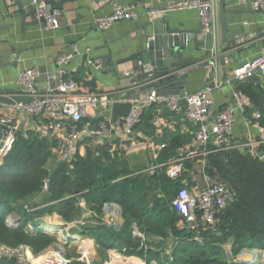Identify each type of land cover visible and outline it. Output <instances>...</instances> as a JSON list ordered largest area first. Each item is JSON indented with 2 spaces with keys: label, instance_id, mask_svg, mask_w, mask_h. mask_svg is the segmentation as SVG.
Here are the masks:
<instances>
[{
  "label": "crops",
  "instance_id": "0c3cea01",
  "mask_svg": "<svg viewBox=\"0 0 264 264\" xmlns=\"http://www.w3.org/2000/svg\"><path fill=\"white\" fill-rule=\"evenodd\" d=\"M2 1L4 0H0L1 5H3ZM6 1L9 2V0ZM22 1L26 6V0ZM113 1L122 5H133L137 15L132 19L118 20L105 30L97 29L94 24V18L110 13ZM171 1L173 0H67L63 4L60 24L56 28H47L43 22H38L34 25H25L22 29L19 20L16 19L14 25L8 31L3 27L5 21H0V52H2L0 64H6L0 67V90L7 89L12 93L16 92L20 88L16 82V77L21 70L32 67L40 71L55 70L56 56L62 51L71 50L74 45L77 48V53L65 65L67 76L77 82L79 91L113 92L115 99H119V101H116L112 108H105V106L104 115L111 120H121L127 113L129 104L120 100L140 93L139 88L142 86L140 81L144 78V75L138 74L137 64L134 61H119L135 51L134 47L121 51L128 43L129 36H134L137 32H141L142 25L154 19L167 18L172 26L181 22L185 28L194 29L200 24L196 9L161 11L165 4ZM221 4L224 5L232 30L235 23L238 24L240 29L245 24H248L251 29H256L253 27L254 21H259L260 26H264V12H253L250 0L245 3H241L238 0H217L218 19ZM244 18H251V21L245 22ZM26 20L30 19L27 18ZM147 32H151V24L147 26ZM191 45L192 42H190ZM10 49L18 52V57L15 54H12V57L5 55V52ZM263 51L264 34L259 37L253 34L247 36L246 41L238 47L232 59H226L224 65L219 63L218 75L214 72V77L220 80L221 86L212 88L210 92L211 103L207 118L209 121L213 120L215 115L227 104L235 102L236 98L234 95L239 92L237 89L239 84H259L261 86L262 92L258 105L253 103L246 93L239 92L243 106L235 110V123L228 137L229 142L234 144L247 143L248 146L244 149L247 151L257 147L255 142L258 139V129L261 126L257 118L260 114L264 117V78L257 75L246 81L235 82L232 76L236 66L250 60ZM188 53L197 55L200 51L197 52L190 48ZM89 61L91 62L89 63ZM13 63L16 64L13 65ZM135 73L138 75L137 78L131 75ZM187 79V84L184 87L186 92L203 88L209 83V70L204 68L197 69ZM6 109L5 104H0V113ZM35 127L36 124L29 121L20 133L23 134L30 131L33 134H37L38 137L48 138L45 135H39L40 131H37ZM195 128L196 125L186 119L182 108L177 111H170L164 104L149 105L144 111L139 125L135 128L131 140L121 141V133L115 135V155H117L119 160L125 161L129 172L136 173L135 170L133 172L135 163L147 160L154 165L167 162L174 156L188 151H197L198 154L196 156L185 162V169L181 176L175 180V183L177 187L186 185L191 190H198L205 186L204 167L206 165V156L209 153L204 154V151L210 149L212 144L209 143L205 147L199 145L194 137ZM24 136L28 137L27 135ZM163 142L166 143L165 149L158 151V144ZM132 143H140V145L127 152V148ZM49 163L47 161L46 166ZM41 204H48V202L42 201ZM53 214L56 217L53 224L59 225V228L55 231L57 243L53 247L58 246V248H52L53 254H50L49 259L57 255L68 260L66 264H69L74 259L85 261L87 264H131L130 261L126 262V256L132 255L125 254L124 249L115 248L101 252L95 239L89 235L78 239L81 244L84 243L85 246L90 247L87 251L77 245L79 243L69 244V236L74 232L72 230L74 228L78 229V225L82 221H79L78 218L65 225L59 214L54 212ZM47 224L46 226H49ZM46 226L44 225L45 228H48ZM69 229L70 231H68ZM137 229L133 227V235L137 236L139 234L138 237L142 236L144 240V233L141 235L139 231L137 234L135 232ZM169 233L176 243L178 236L173 235L171 232ZM157 238L159 239L154 242H159L163 239L162 236ZM164 240L166 245L167 239ZM69 245L72 246L70 252L67 254L63 253L64 250L62 251V249ZM171 248V244L166 245L164 253ZM227 250H230L229 243ZM254 250L259 251L261 249L256 248ZM45 251L48 252V250ZM261 251L264 252V250ZM134 256L136 258L131 257L133 260H142L145 263L141 257ZM248 258L251 259V255H248L245 260ZM254 259L255 261L263 262L264 255L258 254V258ZM58 262L57 260L56 263ZM34 264H36L35 261ZM141 264L143 263L141 262Z\"/></svg>",
  "mask_w": 264,
  "mask_h": 264
},
{
  "label": "trees",
  "instance_id": "16d2710c",
  "mask_svg": "<svg viewBox=\"0 0 264 264\" xmlns=\"http://www.w3.org/2000/svg\"><path fill=\"white\" fill-rule=\"evenodd\" d=\"M237 89L258 105L262 92L259 84L242 83ZM257 120L264 127L262 114ZM49 144L48 138L38 137L30 131L19 132L1 165L0 242L10 246L27 244L37 254L56 242L55 231L59 228L58 224L46 226L42 220L44 217H40L56 211L67 225L82 216L83 207L77 205L78 198L82 197L90 211L98 212L105 202L120 206L125 218L121 225L115 227L91 215L85 223L78 225L79 231L74 232L92 236L101 252L124 249L125 254L132 255L126 256V262L128 258H136L134 255L141 257L146 264L152 259L162 262L165 258L161 254L165 250L166 238L161 235L163 239L159 242L142 240L133 235L132 226L136 224L145 235L161 229L165 234L168 230L178 236L171 248V264H258L257 261L244 263L231 260V256L245 247L264 249V159L258 155H252L247 150L230 149L212 151L206 156V173L226 182L231 188L232 198L218 215L216 230L204 232V240L199 243L186 239L189 234H183L176 228V214L170 208V201L177 184L167 177L164 170L156 169L150 175L129 172L125 161L119 160L115 151L110 152L109 143H104L88 146L85 154L78 156L71 165L56 164L48 172ZM46 175L50 180L49 191L42 192V179ZM169 184L170 199L167 204L162 205L157 196H152L154 194H150L149 199L148 189L151 186L168 188ZM41 195L40 202L48 204L37 207L39 202H35L31 206L27 204L28 208L24 207L23 202L28 196L35 199ZM149 203L152 206L148 207ZM14 211L17 216L8 224L6 215ZM144 223L156 227L149 229L151 226L146 225L142 228ZM225 243L230 244V256L225 252ZM9 264H13L12 261ZM69 264L87 263L74 259Z\"/></svg>",
  "mask_w": 264,
  "mask_h": 264
},
{
  "label": "built area",
  "instance_id": "2783aa9c",
  "mask_svg": "<svg viewBox=\"0 0 264 264\" xmlns=\"http://www.w3.org/2000/svg\"><path fill=\"white\" fill-rule=\"evenodd\" d=\"M30 1L35 7V16L43 18V24L47 28L59 26L61 16L59 9H51L43 0ZM238 1L245 3L248 0ZM250 3L253 9L264 12V0H250ZM216 5L217 0H173L165 4L161 11L196 9L203 31L213 33L218 25ZM136 15L137 12L133 5H122L113 1L111 12L96 16L94 24L97 29L105 30L118 20L132 19ZM75 53H77V48L74 45L71 50L60 52L55 58L56 68L53 71H40L32 67L18 72L16 82L20 88L8 96L28 97L30 100L5 104L7 109L0 113V167L13 148L17 134L29 121L36 124L35 129L40 131L39 135L47 136L50 141L48 159L50 163L46 166V170L50 172L52 166L56 164L71 165L78 156L85 154L88 146L94 147L109 143L112 153L115 151V135L121 133V141L131 140L144 111L152 104H164L170 111L182 108L186 119L196 125L194 137L198 144L204 147L209 143L212 144V147L205 150L204 154L219 150H244L248 146L247 143H231L228 139L235 123V110L243 106L239 92L234 95L236 98L234 103L227 104L213 120L209 121L207 118L211 103V88L208 85L192 92L170 95H161L157 89L153 88L120 100L127 102L129 109L121 120L115 121L104 115L105 108H112L115 102L119 101L115 99L113 92L79 91L77 82L67 76L65 65ZM212 67L216 68L214 61H212ZM150 70L151 67L146 65L145 71ZM257 75L264 78V51L236 66L232 79L240 82ZM212 81L214 87L221 86L220 80L214 75ZM255 143L257 147L249 150V153L256 156L262 151V155L258 156L264 159V127L262 126L258 129V139ZM138 145L140 143H132L127 148V152L132 151ZM165 147L166 143L163 142L158 144L157 149L160 151ZM197 154L198 152L193 150L174 156L167 162L152 165L150 172L162 169L169 179L175 181L183 173L185 162ZM204 180L205 186L198 190L179 185L170 201V208L176 214L177 230L183 234L188 233L192 237L191 240L199 243L204 240V232L216 230L218 215L232 198L230 186L217 176H212L205 171ZM49 186V175H46L42 179L41 191L48 192ZM77 205L85 206L82 197L78 198ZM108 205L112 207L109 208ZM24 207L28 208V205L25 204ZM101 210L104 216L103 222L115 227L123 223L122 210L116 203L105 202ZM12 220L6 217L7 222ZM140 238L143 240L142 236ZM246 251L247 248L242 249L235 256H231V260H244L250 255ZM50 254L53 253L48 254L45 251L37 257L27 244L10 246L0 242V264L4 262L9 264L11 261L13 264H34V261L36 264H66L68 261L57 255L49 259ZM254 258H258V254H251V260ZM57 260L58 263H56ZM172 261L173 256L170 249L165 252L162 262L151 260L149 264H171ZM260 264H264V261Z\"/></svg>",
  "mask_w": 264,
  "mask_h": 264
},
{
  "label": "water",
  "instance_id": "95a60500",
  "mask_svg": "<svg viewBox=\"0 0 264 264\" xmlns=\"http://www.w3.org/2000/svg\"><path fill=\"white\" fill-rule=\"evenodd\" d=\"M51 9H63V4L67 0H43ZM0 4V21H5L4 28L14 25L16 19L19 20L21 28L25 25H34L43 22V18L35 16V7L30 0H26L27 4L22 0H6ZM253 12H261L253 9ZM29 18L30 20H26ZM219 23L216 30L212 32L203 31L201 25L197 28H185L183 23L175 26L170 25L167 18L149 20L148 23L142 25L141 32H137L134 36H129L128 43L121 50L125 51L130 47H134L135 51L128 54L120 62L134 61L137 64L138 74L143 76L141 79L142 86L140 92L149 89H157L161 95L183 94L186 92L189 75L197 69L209 70L208 87L213 88L212 81L214 72L218 75V65H224L226 59H232L238 47L246 41L247 36L253 34L256 37L264 34V26H260L259 21L253 22L251 29L245 24L242 29L238 24L229 23L224 5H220ZM244 21H251V18H244ZM151 24V32H147V26ZM190 42L192 45L190 46ZM200 51L199 54H189L188 51ZM5 55H17L18 52L10 49ZM2 52H0V55ZM212 61L215 63V69L212 67ZM16 64V63H15ZM13 63V65H15ZM4 64H0L2 67ZM146 65L151 67L149 72L145 71ZM137 78V73L131 74ZM7 89L0 90V103L11 104L15 101H29L28 97L8 96L11 94ZM262 155V151L258 153ZM220 235V232H217ZM254 260L244 259L241 262L250 263Z\"/></svg>",
  "mask_w": 264,
  "mask_h": 264
},
{
  "label": "rangeland",
  "instance_id": "374dc122",
  "mask_svg": "<svg viewBox=\"0 0 264 264\" xmlns=\"http://www.w3.org/2000/svg\"><path fill=\"white\" fill-rule=\"evenodd\" d=\"M151 166H152V164H150V162L149 161H147V160H145V161H141L140 163H135L134 165H133V172H134V170H135V172L137 173V172H141V173H143V174H146V175H150L151 174V172H150V170H151ZM137 170V171H136ZM169 186V187H168ZM176 186V185H175ZM167 187L168 188H163V187H161V186H158V188H157V186H151L150 188L152 189H148V196H149V199H150V194H154V195H152V196H157L159 199H160V201H161V204L162 205H165V204H167L168 203V201H169V199H170V193L168 192V190H169V188L171 187V185L169 184V185H167ZM147 191V190H146ZM149 192H151V193H149ZM148 198V197H147ZM34 196L33 197H30V196H28L27 197V199L26 200H24V202L23 203H25V204H30V206L33 204L34 205V203L35 202H39V205H37V207L38 206H40L41 205V203L42 202H40V200L42 199V195H41V197L39 198V197H37V198H35L34 200ZM103 206V205H102ZM102 206H101V208H102ZM150 206H152V203H149L148 204V207H150ZM108 207L109 208H111L112 207V205H108ZM54 213H56V211H53ZM57 214V213H56ZM91 215H93L94 217H96V218H98V219H103V214H102V210H99L98 212H96V211H90L89 209H88V206H86V204H85V206L83 207V212H82V216H79V221H82V222H84L85 223V220L84 219H86L88 216H91ZM14 216H17V213L14 211V212H10V213H7V215H6V217H8V218H11V219H14L15 217ZM44 217V218H43ZM40 218H43L42 220H44V222L46 223V222H49L50 224H52V222H55V219L54 218H56L55 216H54V214L53 213H48V214H45V215H42V217H40ZM83 219V220H82ZM125 218H124V216H123V220H124ZM89 221H92V222H94V221H96V220H94V219H90ZM103 221V220H102ZM134 222H136V221H134ZM11 222H8V224H10ZM147 224L146 223H144L143 225H142V228L144 227V226H146ZM139 225H136V224H133V226L132 227H136V228H138L137 229V231L135 230V232L136 233H138L139 231H140V234L142 235L143 234V231H142V229L140 230V228L138 227ZM147 226H151V227H149V229L150 228H154V227H156V226H154V224H151V223H148V225ZM153 226V227H152ZM158 226H160V225H158ZM74 229H76V228H74ZM74 229H73V231H74ZM68 231H70V229L68 230ZM75 231H79V230H75ZM63 232H65V231H63ZM87 236V234H85V233H80V232H72V234L69 236V244H77V243H79V244H77V245H79L80 247H82V249H84L85 251H87V250H89V246H85V244L84 243H82L81 244V241H79L78 239L79 238H84V236ZM163 236V237H165L167 240H166V245L168 246V245H172V247L174 246V244H175V240L173 239V237H171L170 236V233H169V231L167 230V233L165 234L164 233V230H163V232L161 231V229H160V231L159 230H157L156 232H152V231H150V232H148V234L147 235H145L144 234V236H145V240H157V239H159V238H157L158 236ZM188 236H189V238H188ZM187 236V238L186 239H189V240H191L192 239V237H191V235H188ZM76 237H77V239H76ZM78 240V241H77ZM56 242H54V243H52L49 247H47V248H49V249H47V248H45L44 249V251L43 250H41V251H43V252H45V250H48V253H53V249L52 248H58V246H56V247H53L54 245H56V243H57V240H55ZM89 242V241H88ZM227 245H228V243H225L224 244V249H225V252L228 254V256H230V250H227ZM52 246V247H51ZM71 248H72V246H66L65 247V249H62V251H63V253L65 252L66 254L67 253H69L70 252V250H71ZM245 248H247V254H254V253H256V254H263L264 255V252H262L261 250H264V249H261V250H254V249H256V247H245ZM244 249V248H243ZM260 249V248H259ZM32 251V250H31ZM40 251V252H41ZM40 252H38L37 254H35V253H33V251H32V253L35 255V256H39V253ZM260 252V253H259ZM164 255H165V253L163 252L162 254H161V256H162V258L164 257ZM37 256V257H38ZM119 256V255H118ZM133 258V257H132ZM132 258H128V261H130L131 262V264H141V262L139 261V260H133ZM152 260H154V259H152ZM257 262H258V264H260L261 262L259 261V260H257ZM128 264V263H127ZM145 264H146V262H145Z\"/></svg>",
  "mask_w": 264,
  "mask_h": 264
},
{
  "label": "bare ground",
  "instance_id": "6f19581e",
  "mask_svg": "<svg viewBox=\"0 0 264 264\" xmlns=\"http://www.w3.org/2000/svg\"><path fill=\"white\" fill-rule=\"evenodd\" d=\"M47 223H49V222H46V224H47ZM53 223H54V222H52V224H53ZM49 224H50V223H49ZM76 238H77V237H76Z\"/></svg>",
  "mask_w": 264,
  "mask_h": 264
}]
</instances>
